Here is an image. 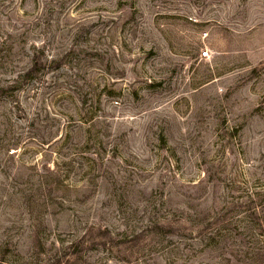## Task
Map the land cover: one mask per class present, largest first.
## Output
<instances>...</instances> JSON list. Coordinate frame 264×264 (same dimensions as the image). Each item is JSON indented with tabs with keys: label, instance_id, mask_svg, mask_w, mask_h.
Segmentation results:
<instances>
[{
	"label": "rangeland",
	"instance_id": "1",
	"mask_svg": "<svg viewBox=\"0 0 264 264\" xmlns=\"http://www.w3.org/2000/svg\"><path fill=\"white\" fill-rule=\"evenodd\" d=\"M0 264H264V0H0Z\"/></svg>",
	"mask_w": 264,
	"mask_h": 264
},
{
	"label": "built area",
	"instance_id": "2",
	"mask_svg": "<svg viewBox=\"0 0 264 264\" xmlns=\"http://www.w3.org/2000/svg\"><path fill=\"white\" fill-rule=\"evenodd\" d=\"M207 54H208L207 51H203V52H202V56H206Z\"/></svg>",
	"mask_w": 264,
	"mask_h": 264
}]
</instances>
